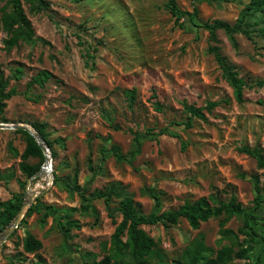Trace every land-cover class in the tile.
<instances>
[{
	"label": "rangeland",
	"instance_id": "1",
	"mask_svg": "<svg viewBox=\"0 0 264 264\" xmlns=\"http://www.w3.org/2000/svg\"><path fill=\"white\" fill-rule=\"evenodd\" d=\"M10 1L0 0V69L9 76L12 68L23 67L25 77L10 82L18 95L7 102L5 124L46 123L50 140L64 142L54 145L60 180L39 196L41 212L27 217L0 246V264H98L111 252L115 225L109 211L124 198L141 204L145 214L155 210L152 193L159 195L162 211L212 194L228 200L233 193L246 208H254V177H259L264 195V169L239 148H258L264 154V87L256 85L264 80V37L258 32L264 28V11L248 17L258 24L252 29L254 40L236 35L237 49L223 31L217 32L222 54L247 84L246 101L239 104L208 52L214 44L211 36L200 26L215 21L234 25L251 0H175L184 12L197 10L196 25L187 15L177 21L166 7L170 0H46L50 6L40 14L31 13L24 3L34 39L7 51L2 18L11 11ZM41 70L53 78L45 88L31 89L28 98L27 84ZM132 89L136 95L130 105L125 92ZM156 102L162 112L155 110ZM209 102L217 107L204 110L207 120L194 119L187 129L189 114L183 104L205 108ZM162 129L172 136L162 135L158 143ZM138 132L149 136L141 155L131 163H118L108 150L118 146L127 154ZM10 145L24 152L25 142L16 130L0 129L2 202L25 193L22 183L28 181ZM68 183L88 188L95 211L82 210L80 195ZM113 183L123 188L121 198L107 203L94 197ZM258 214L261 219L252 224L264 234V204ZM116 219L122 220L119 214ZM220 220L203 223L198 230L185 219L143 229L158 242L167 264L180 260L200 234L215 251L231 245L238 250V242L249 246L253 259L234 264H255L264 247L261 240L253 243L238 234L242 220L237 217L226 225L237 238H223ZM68 221H77L80 228L67 231ZM27 235L40 240L42 249L26 252Z\"/></svg>",
	"mask_w": 264,
	"mask_h": 264
},
{
	"label": "trees",
	"instance_id": "2",
	"mask_svg": "<svg viewBox=\"0 0 264 264\" xmlns=\"http://www.w3.org/2000/svg\"><path fill=\"white\" fill-rule=\"evenodd\" d=\"M200 2L210 0H198ZM11 11L5 12L2 18L3 30L7 33V39L4 41L7 51H11L13 48L18 47L21 42L31 44L34 39V29L31 20L28 18L24 10V3L30 6L31 13L40 14L47 10L50 3L46 0H11ZM166 7L170 10L173 17L179 21L183 16H188L191 23H195L197 16V10L193 13L182 11L175 0H170ZM264 11V0H251L245 13L241 18L237 20L234 25H230L223 21H215L213 23H205L200 27L209 32L211 36V42L214 43L208 48V52L215 57L216 62L220 66L222 71V77L231 86L234 92V98L242 104L246 101L245 87L246 82L239 76L237 68L233 65L226 56L221 52L218 46L217 32L223 31L233 48H238V42L236 35L242 34L250 40H254L253 28L257 23L253 24L248 22V17L253 16L257 12ZM259 34L264 37V28L258 30ZM25 77V71L23 67H16L11 69V74L6 76L4 71L0 69V123H7L4 117L5 110L7 108V102L14 96L18 95L16 87L10 88L11 81H20ZM53 78V74L48 70H41L34 75L27 84V92L25 95L28 98L30 96V90L38 87L45 88L46 84ZM258 87H264V80L258 81L256 84ZM125 95L130 105L135 102L136 90H127ZM41 100V96L34 97L33 101L38 103ZM185 111L189 114L187 121L184 123L187 129L193 127L194 119L206 121V115L204 110L212 111L217 107V103L209 102L205 108H196L193 105L184 103ZM157 112H162L163 107L160 102L154 104ZM30 125L38 132V134L44 139L53 153V158L56 161L58 154L54 150L56 143H63V139H58L56 142L50 140V132H48V124L41 122H33ZM182 125V124H179ZM16 133L21 135L25 142V149L22 154L10 145L11 151L16 157L21 158L20 169L27 179L33 177L41 169V165L44 162V154L41 150L36 139L27 130H16ZM162 135L172 136L168 129H162L159 134L156 135V141L159 143V137ZM148 134L136 133L134 135V147L127 154H124L120 147L113 146L108 150L113 155L118 163H131L137 159L142 153L143 140L147 139ZM186 145H183V150ZM107 150L103 151L105 154ZM241 153H244L257 161L259 169H264V154L258 148H250L243 146L239 148ZM31 159L37 160L36 163H30ZM92 170V167L90 166ZM99 171L94 172L91 182L94 181ZM78 173L75 175V179ZM57 176V169L55 167V181L54 184L59 181ZM255 190L257 192L256 197L253 200L254 208H246L241 202H239L237 196L233 193L228 200H222L215 194L210 197H203L194 202H185L183 205L175 210L162 211V201L159 195L151 194L155 200V210L149 214H145L142 211V206L136 203L131 198H124L118 204V208L109 211V216L115 225L114 233L111 237V252L98 264H167L168 258L164 252L158 247V242L155 241L148 233L143 229V226H154L163 224L167 227L178 224L182 219H185L190 227L194 230L200 229L203 223H207L212 219L220 220V233L223 238L236 239L237 234L226 227L227 223L234 217L242 220V226L238 230V234L249 237L250 241L256 243L259 239L264 244V234L257 232L253 226L254 221L261 219L258 211L264 204V195L260 187V179L258 176L254 177ZM25 183L22 186L25 187ZM71 191H76L82 200V210L89 213L91 210L95 211V208L91 204V198L88 196V188H82L76 183L67 184ZM123 188L119 183H113L107 186L104 190L98 191L94 197L97 199H104L109 203L113 198H121ZM25 199V193L17 195L13 200L6 202L0 201V232L6 230V228L14 220L18 212L20 211ZM40 201L39 198L32 205L25 218L20 223V226L26 223V218L32 216L34 213H40ZM119 214L122 218L120 222H117L116 215ZM80 228V224L77 221L67 222V231L70 228ZM236 245L223 246L218 251H215L206 244V238L204 234H200L198 238L184 251L182 258L174 262V264H234L236 260L251 261L253 259L250 253V247L244 246L243 243L238 242V250H235ZM43 247L42 242L36 239L32 235H27L24 240V249L28 253H33L41 250ZM264 247L262 252L256 258L255 264H263ZM128 258L132 262H128ZM245 264H250L246 262Z\"/></svg>",
	"mask_w": 264,
	"mask_h": 264
},
{
	"label": "water",
	"instance_id": "3",
	"mask_svg": "<svg viewBox=\"0 0 264 264\" xmlns=\"http://www.w3.org/2000/svg\"><path fill=\"white\" fill-rule=\"evenodd\" d=\"M0 129H13V130H27L38 142L41 150L44 152L48 146L44 139L38 134V132L27 124H5L0 123ZM40 175V172L35 174L33 177L29 178L25 185V199L22 204V207L11 224L6 228L5 232L0 236V246L7 240V238L16 230L22 220L25 218L29 208L34 205L35 198L37 196L35 191H29V185L31 181Z\"/></svg>",
	"mask_w": 264,
	"mask_h": 264
},
{
	"label": "built area",
	"instance_id": "4",
	"mask_svg": "<svg viewBox=\"0 0 264 264\" xmlns=\"http://www.w3.org/2000/svg\"><path fill=\"white\" fill-rule=\"evenodd\" d=\"M43 154H44V162L41 165V169L39 170L40 175L35 177L29 185V191H35L37 194L35 198V202L42 193H44L45 191L49 190L52 186H54V181H55L56 161L53 158V153L49 148V146L46 147ZM45 169L49 170L50 172L48 178H44Z\"/></svg>",
	"mask_w": 264,
	"mask_h": 264
},
{
	"label": "bare ground",
	"instance_id": "5",
	"mask_svg": "<svg viewBox=\"0 0 264 264\" xmlns=\"http://www.w3.org/2000/svg\"><path fill=\"white\" fill-rule=\"evenodd\" d=\"M49 175H50L49 170H46V169H45V171H44V178H48Z\"/></svg>",
	"mask_w": 264,
	"mask_h": 264
}]
</instances>
